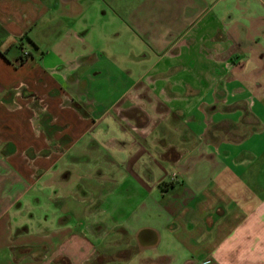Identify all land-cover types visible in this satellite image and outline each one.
<instances>
[{"label": "crops", "instance_id": "0c3cea01", "mask_svg": "<svg viewBox=\"0 0 264 264\" xmlns=\"http://www.w3.org/2000/svg\"><path fill=\"white\" fill-rule=\"evenodd\" d=\"M246 1L0 0V264H264Z\"/></svg>", "mask_w": 264, "mask_h": 264}, {"label": "rangeland", "instance_id": "374dc122", "mask_svg": "<svg viewBox=\"0 0 264 264\" xmlns=\"http://www.w3.org/2000/svg\"><path fill=\"white\" fill-rule=\"evenodd\" d=\"M229 2V1H228ZM230 5H232V2L230 3ZM247 10V12H246ZM251 11L253 13V15L250 16V14H248V12ZM232 14V18L231 21L233 20L234 22H238L240 24L243 25H248V23H250V21L253 19V22L255 21L254 19L256 18V16H264V0H247L246 2L243 3H238V9L232 10L231 11ZM110 19H112V17H110ZM256 23H254L255 25ZM120 29V31H119ZM110 40L109 43L111 45V47H114L115 49H112V51L114 50L115 53H117L121 59H124L122 61H120V65H130L132 64L129 60H134L133 57H138L139 53L138 51H134L133 48L131 47V45L134 43L133 42V37L132 35L128 32V30H126L125 27L118 25V23H111L110 24ZM120 32V37L119 38H115L114 35H116L117 33ZM261 41L262 44L264 46V36L261 37ZM119 45V46H118ZM126 60V62H125ZM144 63V62H143ZM142 66V65H141ZM144 66H146V64H143L142 68H144ZM80 168L81 171L84 170L85 166H86V162H80ZM77 182L80 185H86L87 184V180L86 178H82L83 180H81L80 178H76ZM81 196V194H79ZM121 213L125 216L129 215L128 213H130V210H122ZM114 243L113 241H110L109 244ZM136 247V244H135ZM150 251H145L142 254L146 255L149 254ZM134 260H131L130 264H133Z\"/></svg>", "mask_w": 264, "mask_h": 264}, {"label": "built area", "instance_id": "2783aa9c", "mask_svg": "<svg viewBox=\"0 0 264 264\" xmlns=\"http://www.w3.org/2000/svg\"><path fill=\"white\" fill-rule=\"evenodd\" d=\"M23 54H24V56H28L29 55L28 52H24ZM172 179L175 180L176 179V176H173Z\"/></svg>", "mask_w": 264, "mask_h": 264}, {"label": "water", "instance_id": "95a60500", "mask_svg": "<svg viewBox=\"0 0 264 264\" xmlns=\"http://www.w3.org/2000/svg\"><path fill=\"white\" fill-rule=\"evenodd\" d=\"M142 237H143V236H142ZM146 237H148V236L144 235V239H145Z\"/></svg>", "mask_w": 264, "mask_h": 264}]
</instances>
